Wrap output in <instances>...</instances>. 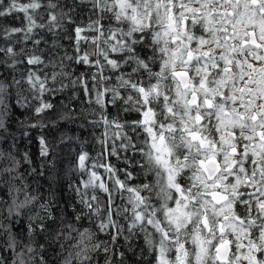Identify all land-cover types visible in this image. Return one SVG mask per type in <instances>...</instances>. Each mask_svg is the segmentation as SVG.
I'll return each instance as SVG.
<instances>
[{"label": "snow or ice", "instance_id": "6c2138e0", "mask_svg": "<svg viewBox=\"0 0 264 264\" xmlns=\"http://www.w3.org/2000/svg\"><path fill=\"white\" fill-rule=\"evenodd\" d=\"M88 3L96 18L84 26L76 24L74 10ZM38 11L40 18L35 15ZM13 13H23L26 23L0 28V38L7 42L13 34H22L18 42L31 41L35 47L19 52L12 46L0 47L4 71L0 133L9 119L8 99L14 88L17 103L28 105L30 119L37 118L24 125L28 129L59 127L61 121L78 119L106 129L97 138L101 150L95 156L81 147L75 158L87 178L69 184L84 206L75 209L74 221L83 222L103 211L106 215L95 227L118 241L125 230L120 219L127 220L131 213L127 230L143 233L145 250L154 254L155 264H264V0H28L23 4L9 0L7 7L0 0V18ZM67 21H71L69 31L63 35L75 41L72 55L63 50V35L56 32L63 31ZM42 29L57 37L46 53L39 46L47 45V40L34 39ZM18 56L26 57L27 66L33 67L21 72L19 79L12 75L9 80V69L15 71L22 63ZM66 62L89 68L72 79ZM99 80L110 86L100 87ZM25 84L37 104L34 108L23 95ZM70 86L82 90L88 106L107 109L109 115L79 105L73 110L71 104L58 110L46 98ZM128 92L138 101L131 108L133 96L122 95ZM114 104L122 105L126 113L122 121L109 110ZM38 139L41 157H49L48 140L44 135ZM121 152L131 153L123 157L124 169L106 162ZM9 158L12 164L4 175L21 163ZM28 159L25 152L23 161ZM136 174L148 182L135 183ZM125 192L126 203L117 205L118 195ZM97 193L104 196L103 207L98 206ZM35 199L0 200L13 217L11 226L0 217V239L9 237L10 253L6 256L0 247V264H8L21 229L44 233L56 223L58 218L46 211L50 203L42 206L44 215L37 216L36 224L29 221L25 227L24 220L17 219L19 210ZM17 222L20 229L11 231ZM81 227L65 225L61 219L54 229L56 239L74 231L81 252L99 247L92 244L95 234ZM26 251L33 253L31 245Z\"/></svg>", "mask_w": 264, "mask_h": 264}, {"label": "clouds", "instance_id": "9594fccd", "mask_svg": "<svg viewBox=\"0 0 264 264\" xmlns=\"http://www.w3.org/2000/svg\"><path fill=\"white\" fill-rule=\"evenodd\" d=\"M18 4L23 3L18 0ZM35 15L40 18L39 11L36 12ZM97 83L100 87L110 86L103 80H99ZM23 95L27 96L26 94ZM122 95L133 96L134 99L133 102L129 104V108H131L135 102H138L135 101L134 94L131 92L122 93ZM66 105H70V103ZM36 106V102H30V108H34ZM121 106L114 104L112 107L114 109V115L118 114L119 118L122 121L126 113L121 111ZM87 108L89 111H102V114L104 116L109 115L107 109L99 110L95 108V105L88 106ZM57 109H60V105H57ZM127 115L130 116L131 112H129ZM32 119L37 118L32 117ZM39 119H43L45 123H51L47 119V117H41ZM13 123L14 121L11 119V116H9L8 124L12 125ZM75 123H80V125H82L81 128L85 130L91 129L92 131L88 132V143L91 144L94 149H101V146L97 143V138L100 137L101 134L97 135L95 129H102L101 133H103L106 130L104 126L102 124L98 126H91L85 123L83 119H78ZM51 129L55 130L57 136H52L51 138H49ZM51 129L49 131H44L43 129H41L40 132V135H44L48 140L51 154L54 157V162L51 168H48V157H43L42 161L47 172H52L56 176V179L49 182L47 187H45L44 184L40 182L41 175L37 172L32 171L31 177H29L22 174L19 167H17L12 173L4 175V170L8 169L12 164V160L9 157L11 156L17 160H23V156L20 155V149L18 147L15 149V151H9L7 147L8 143H4L5 139H7V141L13 140L14 136L11 134L10 127L6 125L2 133H0V145L4 146L0 147V157H2V159H0V188H3L4 190L7 189L9 192H11V197L8 198L9 203L11 202L12 198H15L17 203H19L23 201L25 197H37V199L31 201V204L19 210L17 219H22L26 223L31 221L33 224H36L37 216L44 215L42 206L49 203L51 204V206L47 208L46 211L50 213L52 217L58 218L56 219V223L53 224L52 229L44 233L31 232L30 237L27 239H25L24 230L21 229L19 233L16 234V247L13 249V253L9 258L8 264H13L14 261H19L20 264H41L39 259V257L41 256V252H50L57 245L60 246L63 253L68 254L67 256L58 258L57 264H65L66 260L68 261V264H73V262H75V264H93L94 256L101 251L105 253V249H107V259L105 261V264H148L147 260L139 259V257L145 256V249L147 247L144 243V237L143 245L139 243L140 234L142 232H140L138 229H133L131 232L127 230V223L129 220H131V213H129L128 219L124 220L125 223L120 222L122 225H124L125 228L120 237L123 238L124 246L128 249V251L131 252L133 256L138 257L135 261L130 262L129 259L124 256V253L123 255H121V259L119 261H113V247L116 244V241L112 239L100 240L98 236L100 231H98V229L95 227V225H97L105 217L106 213L103 211H101L95 217L87 219L89 221L88 228L95 234V238L92 241V244H99V247H90L86 253L81 252L80 247L75 246L77 244V235L74 231L61 234L62 236H66L67 238H62L59 240L56 239V231H54V229L58 227L61 218L58 214L60 209H56L54 205H62L64 216L70 217L69 206L71 205L72 198L64 195V185L65 183H68V186L69 184L75 186V180L81 177H86L87 174L81 172L75 159L79 155V150H72V141L77 138L73 135L71 136L72 139L69 140V130L60 129V127L58 126L51 127ZM17 131H19V129H17ZM57 137L60 138L59 142H57ZM61 139H63V143H60ZM65 141H67V143H65ZM99 151L100 150H97L96 154ZM29 163L31 164L32 162L29 161ZM24 172H28V169H24ZM43 175H45L46 178L47 173H44ZM13 177H15V179ZM145 179L147 180V178ZM70 188L73 190L72 187ZM17 189L19 190L17 191ZM124 195L127 198L128 193L125 192ZM0 200H3V198H0ZM97 201L98 206L103 207V194L97 193ZM52 209H55L54 213ZM74 211L75 209L73 208L72 212L74 213ZM0 217L4 219L7 225H12L13 217L7 215L6 204H0ZM63 222L66 225L67 219H64ZM45 223H47V220L45 221ZM11 231L14 232L15 228H12ZM41 236L44 237L42 241L43 247L39 246L41 243ZM8 240V236H4L3 239H0V247H3L5 249L6 256H8ZM28 245H31V247L33 248L32 254H29L26 251ZM78 252H81V254L77 255ZM147 253L149 255L151 254L148 251ZM43 264H46V262L44 261Z\"/></svg>", "mask_w": 264, "mask_h": 264}, {"label": "trees", "instance_id": "16d2710c", "mask_svg": "<svg viewBox=\"0 0 264 264\" xmlns=\"http://www.w3.org/2000/svg\"><path fill=\"white\" fill-rule=\"evenodd\" d=\"M9 0H4V7H7ZM21 3H27L28 0H20ZM77 3H79V0H77ZM99 15V13H97ZM108 16H111V13L107 14ZM24 14L23 13H13L11 16L0 18V28L4 27H23V25L26 23L23 19ZM96 16H93V10H92V5L91 3H88L86 6H81L80 8H76L73 12V20L76 22V24L84 26L88 22L89 19H95ZM47 17L45 16L44 22H46ZM104 23H107L108 21L105 20L103 21ZM71 23V21H67L64 24V29L63 31L61 29H57L56 32L63 33L69 31L68 25ZM111 23L115 24L116 22L113 20ZM22 34H13V39L11 41H5V39L0 38V47H8L12 46L16 49L17 52H19L20 48H25L26 51L32 50L35 46L31 41H26V42H18L20 36ZM43 37V40H47V45H45L43 42L39 46V48L44 51L45 53L49 48L52 46L53 40L57 39L56 36H54L52 33L47 32L46 29L38 30V34H34V39H41ZM64 45V49L68 52L69 55H72L74 52V49L72 45L75 43L74 40H70L67 35H63V39L60 41ZM87 47V45L85 46ZM62 50V51H63ZM37 54H40L38 51ZM2 55V54H0ZM113 55H118V54H113ZM18 60H21L22 63H19L17 65V68L15 71H12L9 69V80L12 75L16 76L17 79L20 78V73L25 72L27 68L33 67V66H27L26 64V57L24 56H18ZM69 63V67L67 68V71L73 73L72 79L76 78V75L80 71L86 72L89 68L88 65H78L75 62H66ZM51 68L49 67L47 69L48 74L51 73ZM59 71V69H57ZM4 75L3 68H0V77ZM108 75H112L111 73H108ZM64 84H69L68 79L63 80ZM49 85H52V81H49ZM56 88L60 87V83L57 82L55 84ZM23 88L25 89L23 94H26L29 97V102H34L32 101L31 95L28 93L27 85H23ZM17 89H12L11 95L8 99V108H9V116H11V119L14 121V123L10 126V131L11 134L15 137V140H9L8 141V150L10 151H15V149L18 147L20 149V155L23 156L25 152L28 153L29 159L27 161L21 160V163L19 164V169L22 174L31 177V172L32 169H36L37 173H47L46 178L45 175L40 176V182L44 184L45 187L48 186L49 182L54 181L56 179V176L52 172H47V170L44 167V164L42 163L43 157L40 155V143L38 137L40 136L41 129H36L35 131L28 129L24 125L27 123H34V119H30L31 113L30 111H27L26 108H28V105H23L21 103H17L16 100V92ZM46 98L50 101L53 102L56 105H63V104H71V107L73 110L77 109V105L80 106V108H85L88 107L87 104V98L84 96L82 90L77 86V87H68L63 89L62 91L58 92H53V93H48L46 94ZM109 110L114 114V109L112 106H110ZM6 125L8 124V121H5ZM60 129H65L69 130L68 135L75 136L77 139H74L72 141V150L77 151L81 147L88 151L91 156H95L97 150L101 149H94L91 144L88 143L89 137H88V132L92 131L91 129H83L81 128L80 123H72L70 121H61L60 123ZM19 129V131H17ZM51 129H43L44 131H49ZM24 131L27 133V135H21V132ZM95 132L97 135H100L102 132V129H95ZM141 139L144 138V134L141 132ZM52 136H57V133L55 132L54 129H51L50 131V137ZM59 137H57V142H59ZM67 143V141H65ZM13 144H15V147H10ZM0 147H4L3 145H0ZM125 155H131V153H123L121 152L119 154V157L113 156L110 157L106 162L114 164L117 168L119 169H124L126 161L123 159ZM29 161L32 163L30 164ZM48 168L52 167V164L54 162V157L50 153L48 157ZM43 165V166H42ZM133 165H128V169L131 170ZM28 169V172H24V169ZM101 174H103V169L99 170ZM87 177H81L75 180V185H77L78 181L82 179H86ZM122 178V177H121ZM135 183H140V182H148V180L145 179V177L142 174H136L135 175ZM249 191H252V189H249ZM147 194V193H145ZM64 195L69 196L72 198L71 205L69 206V213L70 217H65L62 211V205H54L56 209H60L59 211V216L62 220L67 219L68 224H73L76 229L82 230L81 224H83V227H88L89 221L85 219L83 222L79 221H74L73 217V212L72 209H79L83 208L84 206L80 204L79 197L77 196L76 192H74L69 186L68 183H65L64 185ZM11 197V192H9L7 189L4 190V194L0 195V198H3L5 200H8V198ZM126 196L124 195L123 197H120L118 195L116 199L117 204L121 203H126ZM121 223H125L124 219H120ZM27 226V223L25 222V227ZM20 229V224L19 222L16 223L15 230ZM75 234V233H74ZM25 239L29 238L31 235V232L24 231ZM100 240H111L110 234L108 232H99L98 234ZM41 239V237H40ZM139 243L143 245V233L140 234L139 238ZM246 244L247 241H244ZM55 249V251H53ZM50 252L44 253L43 251L41 252V256L44 257V261L46 264H57L58 258H61L62 256H67V253H63L62 249L60 248L59 245L54 247ZM113 252L114 255L112 257L113 260L119 261L121 259V256L119 253H124V256L129 259V261H135L138 257L133 256L131 252L128 251V249L124 246L123 243V238L119 237L118 241H116V244L113 247ZM10 255V253H8ZM39 257V259L41 258ZM107 259V254L104 252H98L94 256V261L93 264H105V261ZM141 260H147L148 262H152V264H155L154 260V254H148L147 251L145 252V256L139 257ZM75 264V262H73ZM242 264H247L246 261H242Z\"/></svg>", "mask_w": 264, "mask_h": 264}]
</instances>
